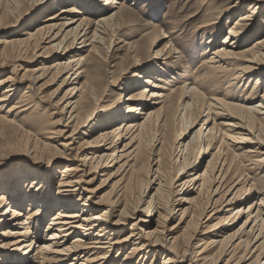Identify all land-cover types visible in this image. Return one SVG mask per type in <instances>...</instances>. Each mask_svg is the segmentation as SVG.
Here are the masks:
<instances>
[{
    "label": "bare ground",
    "instance_id": "6f19581e",
    "mask_svg": "<svg viewBox=\"0 0 264 264\" xmlns=\"http://www.w3.org/2000/svg\"><path fill=\"white\" fill-rule=\"evenodd\" d=\"M218 1L229 4L225 13H237V16L220 47L208 52L209 40L204 41L201 55L206 56L199 66L205 65L207 71L203 72L201 77L213 83L215 76L211 74L232 72L229 87L237 85L235 81L242 80L246 75L244 78L248 81L254 77L255 85L246 96L239 101H225L210 94L205 96L199 91L203 86L198 80H194L191 85L185 82L181 87L164 88L160 84L168 80V77H162L167 74L164 66L172 57L178 59L180 52L168 39L166 27L170 21L166 20V25L155 21L152 27L159 31L156 38L152 40L144 37L143 43L146 46H159L155 48L150 57L152 59L148 60L147 64L139 65L135 69V72L143 69L139 74L140 78L144 77L141 81L145 85H141L137 80L134 83L125 81L117 86L112 81L110 84L108 82L109 85L115 86V92L127 90L128 93L123 102L116 97L113 98L114 102H110L103 110L106 112L105 118L108 119L102 124L104 127L93 140L85 142V145L75 152L73 146L69 145L74 143L73 136L77 133L78 127L88 126L98 99L89 82L87 65L92 62L100 66L105 61L103 48L105 36L108 35L107 26L112 27L119 23L124 7L102 14L98 20H91L88 17L79 19L75 18L76 15L71 16V13H74L72 11L78 9L65 6L47 18L55 21L39 24L33 29L28 28L17 37H3L1 40L3 50L0 53V107L17 93L25 82L30 81L26 70L18 77L12 75L3 77L2 70L8 66V61L29 48L35 50L37 45L43 44L44 50L36 56L42 57L45 60L41 58L39 60L49 62L50 65H44L41 69L45 71L50 69L49 71L53 70L59 75L65 74L59 87L68 85L59 101L50 104L59 109V121L62 120V114H67L62 124L63 128L53 130L51 133L69 141L61 143L63 149H55L50 155V158L61 156L68 162L63 165L64 170L57 183L54 182L52 170L38 169L33 177L27 172L21 184L20 179L15 176L4 173L0 176L2 264H97V261L110 258L111 254L115 260H111V264H146L147 259L148 264H156L157 248L162 245L167 247V251L162 252V255H165L160 261L161 264H176L178 259L182 261L183 257L189 254L188 248L197 237L198 228L193 231V235L173 237L169 245L164 244V237L155 235L156 229L145 230L152 224L155 214L157 222L159 219L164 220L162 217L165 214L160 210H166L165 194L173 195L177 192L174 189L176 187H179L182 193L191 195L177 199L178 205L187 204L178 214L179 221L190 213L189 219L198 227L202 223V216L210 207L211 212L205 222L213 219L218 213L225 214L219 217L213 227L201 232L207 233L202 239L207 237L208 242L199 244L202 247L198 254L205 252L207 243L212 246H224L225 252L231 248L228 253L241 248L240 256L245 258L247 253H252L250 258L254 257L251 261L256 262L260 259L264 252V184L260 176H256L255 170L264 171V126L261 125V121L264 122V90L258 94L256 83L259 76H264V34L256 38L251 45H248L247 41L260 33V28L255 29L257 32L253 33L252 27L255 26L257 8L261 0ZM6 3L13 11L21 2L0 0V10ZM117 3V0H103V5L108 7L116 8ZM246 4L248 11L238 13L240 11L238 9ZM69 16L71 17L66 20ZM261 22L264 23V18ZM78 51L87 54L73 55ZM174 54L177 56H173ZM12 66L14 71L18 69L17 65ZM19 69L23 68L20 66ZM157 87L162 90L155 89ZM25 89L6 113L16 108L25 110L21 107L27 105L32 90H36L35 82H28ZM255 97L260 99L252 103ZM247 102L250 104H246ZM190 110L197 112L196 117L184 130L181 126L175 128L167 139L162 136L158 138L160 134L155 136L160 128L173 125L175 121L184 118L185 113ZM210 114L214 117H210ZM203 115L207 117L190 135L198 118ZM69 127L72 131L64 136L68 131L66 128ZM91 127L95 125H90L89 128ZM244 133L255 139V147L243 149V145H238L252 140L242 135ZM187 137L188 140L184 141ZM168 143L170 163L179 165V171L173 173L169 181L165 178L162 167L166 154L164 146ZM41 144L47 145V142L41 141ZM118 144L122 146H117ZM153 146L156 148L155 152L153 151L154 155L157 153L155 168L149 163ZM214 148L216 151L212 152ZM210 154L211 158L207 160L203 170L190 174L188 178H181V175L186 173L185 169L199 167L200 162ZM216 154L218 160L213 162L212 158ZM93 162H96V169L100 163L105 167L117 163L116 170L128 172L132 182L133 179H138L140 167H148L147 172L153 176L152 179L146 177L141 180V193H138L142 197L148 186L154 185V191L141 210L145 214L131 222L127 235L121 239L112 236L117 232L115 225L121 223L122 217L130 215L129 212L134 214L139 202L137 201L131 210L124 206L118 218L112 221L110 216L115 199L107 202L101 197L96 200L97 202L94 201L106 205L101 210L93 207L91 200L80 202L82 192H91L85 184L90 181L87 179L88 175L92 171H97L89 167ZM51 165L46 164L45 167ZM238 184L240 187L236 189ZM204 194L207 199L203 201L201 197H204ZM89 197L90 195L86 196V199ZM4 205L6 208L2 210ZM168 210L172 211L170 208ZM52 211H54L52 217L45 225V230L49 233L45 241L37 245L40 239L38 230ZM23 215L26 216L21 221L20 217ZM179 221L171 230L177 231L180 228L183 222ZM127 243L134 245L128 248L125 245ZM2 249L5 251L1 252ZM13 250H19L21 255ZM32 251L31 256L26 255ZM257 263L264 264V259Z\"/></svg>",
    "mask_w": 264,
    "mask_h": 264
},
{
    "label": "rangeland",
    "instance_id": "374dc122",
    "mask_svg": "<svg viewBox=\"0 0 264 264\" xmlns=\"http://www.w3.org/2000/svg\"><path fill=\"white\" fill-rule=\"evenodd\" d=\"M153 1L117 0L118 3L115 4L116 8H114L113 6L108 7V5H103V0H20L21 3L19 6L14 8L13 11H11L8 7L7 3L1 8L0 53L3 50V45L1 43L3 37H17L28 28L33 29L39 24H47L55 21L48 20L47 18L56 14L61 7L73 6L78 10L72 11L74 13H71V16L74 17L76 15L75 18L79 19L82 17H88L91 20H98L102 14L115 11L119 7H124L119 23L112 27L109 25L107 26L108 35L105 36L106 39L104 41L105 44L103 48V58L105 61L102 65L100 64V66H97V64L92 62H89L87 65L90 74L89 82L92 85L98 99L94 105L93 115L89 119L88 126L78 127L76 131L77 133L73 136L74 143L69 146H73L74 152L80 150L85 145V142L93 140L100 132L101 128L104 127L102 124H105L108 119L107 117L105 118L106 112L104 113L103 110L110 102H114L113 98L116 97V99L120 102H123V98L126 97L128 91H119L120 94H118V91L115 92V86L123 82L125 83V81H131L134 83L136 80L141 85H145L141 81L144 77L140 78L141 75L139 74L143 69L138 72H135V69L139 65L147 64V61L152 59L150 57L153 55L155 48L159 46H146L143 43L144 37H147L148 39L152 38V40L156 38L159 31L153 29L152 27L155 21H159L162 25L167 24L166 20L170 21L167 24L168 27H166V31L169 35L168 39L175 44L176 49L180 52V57L178 59L176 57H172L170 60H167V63L164 66L167 74L162 77H168L167 82H160L164 88L174 89L179 86L181 87L185 82L186 84L188 83L191 85L194 80H198V82L203 86L202 88H199V91L205 96L210 94L212 97L225 101H239L240 98L245 97L246 94L254 87L256 79L252 77L248 81V79L244 78L247 75L244 76L242 80H236L235 84L237 85L229 87L228 84L231 81V76H233L232 72L217 73L215 75L211 74L212 76H215V82L213 83H210L209 81L207 82L206 78L201 77L203 76V72L207 71V67L205 65L202 67L199 66L203 61V58L206 56L201 55L203 48L202 45L205 44L204 41L209 40L208 52L220 47L224 36L229 31L230 25H232L237 16V13H225L228 10L229 4H223L218 0ZM238 10H240L238 13L248 11V4L242 5V8ZM257 10V18L255 19L254 28L252 27V32L255 33L257 31L254 30H258V28H260V33L256 36L253 35V37L247 41L248 45H251L256 38L264 34V23L261 22V19L264 18V0H261ZM71 16L66 17V20H68ZM56 21L59 22V20ZM201 25L203 26L199 27ZM109 46L110 48H108ZM44 48L45 46L40 44L36 46L35 50L32 48L25 50L9 60L7 64L8 66L2 70L3 77H7L9 75L18 77L24 70H26L25 73L30 79V81L25 82L22 88H19L17 93L5 101V104L0 107V176L3 175V173L15 176L20 179L19 184H21L27 172H30V177H33L36 175V171L38 169L44 171L52 170L54 172V182L57 183L58 179L62 176L64 170L63 165L68 163L61 156L50 158L51 152L55 149H63L61 143L69 141V139L66 140L64 137H56L57 135L51 133L53 130L63 128L62 124L64 123L63 121L67 114H62V120L59 121V109L54 105H50L52 102L55 103L59 101L68 85L59 87V84L65 74L59 75L58 73L53 72V70L49 71V69L45 71L41 69L44 65H50L49 62L45 63V61H40L39 59H43L42 57L38 58V56H36L42 52ZM86 54L87 52L83 51L73 53L75 56H86ZM173 56H177V54H174ZM45 58L47 59V57ZM12 65H17L16 67L18 69L14 71ZM20 66L23 69H19ZM257 79H259L256 83L257 92L258 94H261L264 90V76H259ZM31 81L35 82L36 90H32V94L28 99L27 105L21 107L25 110L16 108L10 113H6L10 106L15 104L20 94L26 90V84ZM111 81L116 83V85H109ZM155 89L160 91L162 90L158 87ZM259 99L260 97H255L252 100V103L259 101ZM63 104L64 103H62V105ZM246 104L250 103L247 102ZM196 113V111L192 110L186 112L184 118L175 121L173 125L160 128L156 131L155 136L160 134L157 136L158 138L162 136L167 139L171 133L174 132L173 130L175 128L177 129L181 126L184 130L188 123L193 121L196 117ZM205 113L206 111L204 114ZM206 117V115H203L198 118L195 127L190 132V135L195 129L199 128ZM210 117L213 118V114H210ZM126 120L127 119H125V121ZM93 124L95 127L89 128L90 125L93 126ZM261 125L264 126V122L261 121ZM85 129L87 132H85ZM66 130L68 131L64 136H67L72 131V128L69 127L66 128ZM242 135L248 136L252 139L251 141L242 142V144L238 143V145H243V149L256 146V141L250 134L244 133ZM188 138L189 137H187L184 141H187ZM41 141L47 142V145L41 144ZM228 141L230 140L228 139ZM117 146L122 145L118 144ZM164 148L166 150V154L163 157L162 167L165 171L164 176L169 181L171 180L172 174H176L179 171V165L170 163L169 143L165 144ZM155 149L156 148L153 146L151 159L149 161L153 168H155L154 162L156 161L157 156V153L154 155ZM211 151L215 152L216 149L214 148ZM197 152L198 150L196 149L195 153L197 154ZM209 158H211V154L206 156L200 162L199 167H192L189 170L185 169L186 173H183L181 178H188L191 176L190 174L203 170ZM217 160L218 155L216 154L212 158V161L216 162ZM46 164L52 165L50 167H45ZM95 165L96 162H93L89 166L90 169L97 171H92L88 175L87 179H90V181L85 184L86 188L91 190V192H82L83 197L80 202L84 200H91L92 206L97 208V210H101L105 208L106 205L103 203H95L97 202L96 200H99L101 197L107 202L115 199L114 208L112 209L110 216L111 221L118 218L120 211H122L124 206H127L128 210H131L132 207H135L137 201L139 202V207L134 214L129 212L131 216L128 215L126 217H122L121 223L115 225L117 232H115L112 236H114V238L121 239L127 235L129 230L128 227L131 225V222L145 214V212H141V210L146 205L147 200H149L152 192L154 191V185L151 187L148 186V189L142 193V197H140L138 193H141V180L146 177L152 179L153 176L147 172L148 167H140L138 169V179H133L132 182L129 179L128 172L125 173L122 169L116 170L118 166L117 163L113 166L106 167L104 164L100 163L97 169L95 168ZM89 167L87 169H89ZM256 171V176H260V179L264 184V171L260 172L255 170V172ZM238 187H240V184L237 185L236 189ZM171 188L172 186L170 185V190ZM174 189L177 190L178 193L176 192L173 195L165 194L164 200L166 210H160L163 214H165V216L162 217L164 220L159 219L157 222V214H155L152 224L145 230L148 231L156 229L157 232H155V235L164 237V244L169 245L173 237L178 236L180 238L188 236L189 234L193 235V231L198 228L199 233L197 234V237L193 239L192 246L188 248L189 254L183 257L182 261L178 259L176 264H258L257 262L259 260L263 261L264 252L262 253L263 255H261L260 259L255 262L251 261L254 257L250 258L252 253L246 252L248 255L246 254L245 258L240 256L242 252L241 248L228 253L231 248L225 252L224 246H212L207 243L205 252L203 251L204 253L201 252L198 254L199 249L202 247L199 246V244L204 241L208 242L207 237L202 239V237H204L207 233L202 234L201 232H204L207 228L213 227L217 223L219 217L225 214L218 213L213 219L205 222L208 214L211 212L210 207L205 211L201 218L202 223H200L201 225H198V227L193 224V220L189 219L191 217L190 213L184 215V217H182V221H179L178 214L181 211V208L183 209L187 206V204L180 205L181 203H179L178 205L179 201L177 199L181 196L191 195L182 193L179 191V187ZM225 189H227V187H225ZM193 194L195 195V193ZM88 195H90V197L89 199H86V196ZM205 195L206 194H204V197H201L203 201L207 199ZM143 200H145L144 203ZM234 207L235 206H233V208ZM5 208L6 206L4 205L2 210ZM169 208L172 209V211H169ZM54 211H52L43 220L40 229L38 230L40 239L36 243L37 245L45 241V238L49 233V231L45 230V225L52 217ZM25 216L26 215L20 217L21 221L25 219ZM178 221L183 222L180 224V228H177V231L171 230L172 226ZM0 230H2L1 226ZM70 239L71 237L68 241H70ZM125 245L130 248L134 244L127 243ZM252 248L253 247H251V249ZM157 249L158 254L156 255L155 261L156 264H161L160 261L165 255H162V252L167 251V247L162 245ZM8 250L10 251L9 247ZM4 251L5 249H2L1 252ZM13 251L18 255L20 254L19 250ZM31 254H33V251L26 255L31 256ZM113 256L114 255L111 254L110 258H107L104 261H97V264H111V260H114V258H112ZM148 263L149 259L146 260V264ZM0 264H2V262H0Z\"/></svg>",
    "mask_w": 264,
    "mask_h": 264
}]
</instances>
